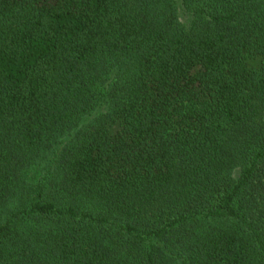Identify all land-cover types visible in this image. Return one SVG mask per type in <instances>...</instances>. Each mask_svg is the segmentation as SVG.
<instances>
[{"label":"trees","instance_id":"trees-1","mask_svg":"<svg viewBox=\"0 0 264 264\" xmlns=\"http://www.w3.org/2000/svg\"><path fill=\"white\" fill-rule=\"evenodd\" d=\"M0 264H264V0H0Z\"/></svg>","mask_w":264,"mask_h":264}]
</instances>
